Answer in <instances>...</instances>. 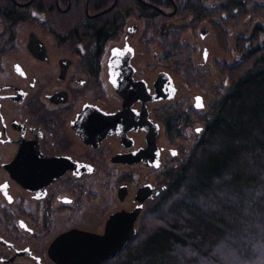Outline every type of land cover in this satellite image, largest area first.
I'll use <instances>...</instances> for the list:
<instances>
[{"label":"flooded vegetation","instance_id":"obj_1","mask_svg":"<svg viewBox=\"0 0 264 264\" xmlns=\"http://www.w3.org/2000/svg\"><path fill=\"white\" fill-rule=\"evenodd\" d=\"M73 2L0 0V264H64L80 240L54 245L60 237L104 236L113 216L139 209L137 234L168 168L202 132L189 123L209 111L226 81L213 20L197 25L178 14L176 0H167L172 8L154 5L175 10L157 22L125 7L124 22L116 18L105 40L92 32L115 6ZM81 2L83 13L73 10ZM9 6L25 14L17 25L7 22ZM131 48L125 66L121 55ZM160 75L172 79L173 98L124 106L120 92L134 89L132 79L155 94Z\"/></svg>","mask_w":264,"mask_h":264},{"label":"trees","instance_id":"obj_2","mask_svg":"<svg viewBox=\"0 0 264 264\" xmlns=\"http://www.w3.org/2000/svg\"><path fill=\"white\" fill-rule=\"evenodd\" d=\"M101 1L104 7L116 4ZM130 1L120 0L99 17L92 40L108 39L116 18L123 23L128 15L125 7L146 10L153 22L161 18L157 9ZM209 1L176 0L177 12L191 15L197 25L213 20L219 48L239 58L218 64L223 90L209 111L189 123L201 127L198 141L179 165L168 168L165 189L143 214L135 238L103 264H264V28L231 36L248 17L264 19V3ZM148 3L173 7L167 0ZM76 7L83 13L82 2ZM24 15L9 6L7 22L17 25Z\"/></svg>","mask_w":264,"mask_h":264},{"label":"water","instance_id":"obj_3","mask_svg":"<svg viewBox=\"0 0 264 264\" xmlns=\"http://www.w3.org/2000/svg\"><path fill=\"white\" fill-rule=\"evenodd\" d=\"M149 6L157 9L163 15L172 16L175 13V10L172 13L165 14L158 7L148 4ZM131 53L128 57L121 55L123 59V64L127 66L130 59L134 55V51L131 48ZM118 56V52L113 49L112 56L110 58L109 66L111 69V80H115L116 76L114 74V64L115 58ZM130 69V68H129ZM134 68L130 69V76L133 77ZM160 77L155 82V94H152L148 91V86L144 81L133 82L135 84L134 89L131 92L128 90H122L121 95L124 99V106H129L132 103L142 100V101H157L161 99H171L174 97L175 87L172 79L169 75ZM132 85V84H131ZM119 116H114L109 119L111 125L117 124L119 122ZM105 120H107L105 118ZM199 131L201 128L198 129ZM154 144V142H153ZM139 214V209L134 213H119L112 217L109 222V228L107 234L104 236L91 235L89 233L83 235L80 232L72 231L63 235L58 239L54 245H60L70 240H80V244L76 245L75 248H71L68 253V261L64 264H103L105 261L113 259L120 252H122L126 245L134 238L136 235V228L134 226V219ZM130 218V219H129ZM129 219V222H128ZM126 222V224H125ZM123 224V225H122ZM115 226V227H114ZM53 245V246H54Z\"/></svg>","mask_w":264,"mask_h":264},{"label":"rangeland","instance_id":"obj_4","mask_svg":"<svg viewBox=\"0 0 264 264\" xmlns=\"http://www.w3.org/2000/svg\"><path fill=\"white\" fill-rule=\"evenodd\" d=\"M256 1L259 2V3H264V0H256ZM256 26H262L264 28V19L248 17L245 21H243L241 23V28L239 30L231 32L232 33L231 36H233V37H236L238 35H240V36H249L250 32ZM231 42H233V41H231ZM231 50L229 51V53H226V54L224 53V55H222L221 57L219 56L218 57L219 61L221 62L223 60V62L227 63L228 65L230 63H233L234 61H237L239 56L234 51H231ZM226 84H225V86H226ZM195 128L192 129V132H193L192 135H194ZM200 135L201 134H198V135L195 134V140H192L188 144H185L187 146L185 148V151H189V149H192L194 144L198 141V138L200 137Z\"/></svg>","mask_w":264,"mask_h":264},{"label":"snow or ice","instance_id":"obj_5","mask_svg":"<svg viewBox=\"0 0 264 264\" xmlns=\"http://www.w3.org/2000/svg\"><path fill=\"white\" fill-rule=\"evenodd\" d=\"M113 83H115V81H113Z\"/></svg>","mask_w":264,"mask_h":264}]
</instances>
